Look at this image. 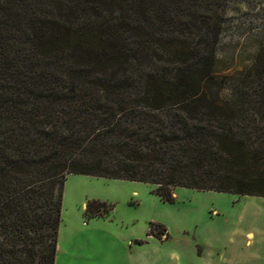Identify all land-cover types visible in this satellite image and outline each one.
<instances>
[{
  "label": "trees",
  "instance_id": "trees-1",
  "mask_svg": "<svg viewBox=\"0 0 264 264\" xmlns=\"http://www.w3.org/2000/svg\"><path fill=\"white\" fill-rule=\"evenodd\" d=\"M198 1L0 0V264H56L71 174L264 197V43L217 76Z\"/></svg>",
  "mask_w": 264,
  "mask_h": 264
},
{
  "label": "rangeland",
  "instance_id": "rangeland-1",
  "mask_svg": "<svg viewBox=\"0 0 264 264\" xmlns=\"http://www.w3.org/2000/svg\"><path fill=\"white\" fill-rule=\"evenodd\" d=\"M198 3L194 41L203 40L208 27L222 26L217 76L252 65L264 43V0ZM94 201L105 205L90 217L87 209ZM148 233L163 238L159 249L135 244ZM126 235L134 244L125 246ZM83 257L93 264H264V197L179 187L174 199L165 201L143 182L71 174L64 187L57 260L86 264Z\"/></svg>",
  "mask_w": 264,
  "mask_h": 264
},
{
  "label": "crops",
  "instance_id": "crops-1",
  "mask_svg": "<svg viewBox=\"0 0 264 264\" xmlns=\"http://www.w3.org/2000/svg\"><path fill=\"white\" fill-rule=\"evenodd\" d=\"M125 237L123 238V243H125V246H127V242L128 243L131 242L132 244H134V242L132 240V237L127 236V235ZM163 243H164L163 238H161V237L158 238L157 236L148 233L147 234V239H145L143 241H139L138 243L136 241L135 244H137L140 248H145L147 246H150V247L152 246L156 250V249H159V246L161 247ZM122 248L124 249L125 255L127 256V250H126L127 247H122ZM60 251L61 250H59V252ZM141 251L144 252L146 250H141ZM83 258L86 260V264H93L92 263V258H90V257H83ZM56 264H58V260L57 259H56Z\"/></svg>",
  "mask_w": 264,
  "mask_h": 264
}]
</instances>
